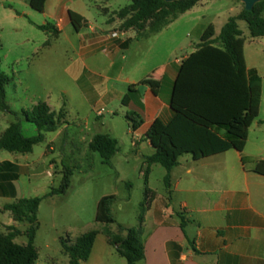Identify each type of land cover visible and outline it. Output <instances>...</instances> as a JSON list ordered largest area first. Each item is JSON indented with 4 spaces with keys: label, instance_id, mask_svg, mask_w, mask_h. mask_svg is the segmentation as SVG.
I'll list each match as a JSON object with an SVG mask.
<instances>
[{
    "label": "rangeland",
    "instance_id": "374dc122",
    "mask_svg": "<svg viewBox=\"0 0 264 264\" xmlns=\"http://www.w3.org/2000/svg\"><path fill=\"white\" fill-rule=\"evenodd\" d=\"M131 5V0H0V62L2 70L12 79L6 87L8 111L0 107V138L12 124L20 121L26 137L37 136L38 129L23 116L24 112L47 103L52 111L61 114L62 126L56 133L46 134L45 142L37 145L31 154L18 155L0 150V161L10 160L25 165L30 172L22 179V196L44 198L59 189L65 167L71 168V188L67 197L56 195L44 199L38 212L39 230L36 264H68L69 256L64 243L97 229V208L105 197H116L112 215L119 227L140 228L146 214L147 190L162 193L166 169L149 167L141 154L148 155L151 148L139 142L131 131L126 118L124 97L129 94L125 81L135 76V68H152L172 59H181L193 46L201 43L205 31L214 26L221 32L230 18L240 15L245 5L240 0H205L203 5L183 17L176 26L162 34L150 36L136 32L130 52L123 51L116 57V66L110 68L106 55L98 54V63L83 60L77 27L86 23L112 28L110 34H122L123 21L120 11ZM68 11L73 21L59 34L57 15L61 8ZM264 16V15H263ZM244 32V53L247 65L257 68L262 78L260 126L251 131L245 154L250 163L264 158V39H253L246 22H239ZM50 26L44 31L41 27ZM134 33V32H133ZM150 36V37H148ZM131 59L133 64L131 65ZM95 73L99 97L105 99L93 107L83 92L90 85L84 79L85 67ZM88 76V75H85ZM86 78V77H85ZM95 92V93H96ZM97 98V99H98ZM96 101V100H95ZM49 106V107H50ZM104 114L99 116V111ZM97 135H110L119 141V152L112 164L106 165L99 153L89 146ZM21 200L0 198V210ZM0 211V233H6L10 223ZM28 222L20 226L26 232ZM64 242V243H63ZM19 245L28 243L26 236L16 240ZM97 254L100 256L101 245ZM124 261V260H123ZM125 263V262H123Z\"/></svg>",
    "mask_w": 264,
    "mask_h": 264
},
{
    "label": "trees",
    "instance_id": "16d2710c",
    "mask_svg": "<svg viewBox=\"0 0 264 264\" xmlns=\"http://www.w3.org/2000/svg\"><path fill=\"white\" fill-rule=\"evenodd\" d=\"M202 0H131V5L119 13L123 21L122 32L135 31L140 36L148 31L150 36L161 33L186 14ZM264 1L249 12L245 8L237 17L230 18L221 34L216 38L214 26L204 33L196 51L183 60L174 85L171 109L172 120L165 124L157 120L151 127L147 140L155 154L147 157V166L159 165L167 171L165 183L169 186L172 171L179 166L180 158L190 155L195 161L210 158L232 150L242 153L246 147L249 130L260 113L262 99V78L256 69L247 66L244 47L245 38L239 22H246L253 39H264ZM44 31L50 26L41 27ZM56 30V29H55ZM148 36V37H150ZM12 79L2 70L0 62V107L8 111L6 87ZM133 87H130V92ZM130 95L123 99L126 107ZM26 120L35 125L38 135L26 137L20 121L12 124L0 138V150L13 154H31L34 148L45 142L46 134L56 133L62 126L61 114L52 111L47 103H39L32 110L24 112ZM126 118L132 131H137L143 121L135 112ZM99 153L104 164L111 165L119 152V141L110 135H97L89 146ZM149 167V168H150ZM254 173L264 176V161L257 164ZM71 168L65 167L59 189L52 190L44 198L22 199L5 207L16 223L28 222L30 228L22 232L16 226L7 227L0 233V264H36L39 253L35 243L39 230L38 212L44 199L56 195L67 197L71 188ZM153 192L147 190L146 209L150 208ZM116 197L103 198L97 208L96 223L104 225L103 234L117 254L128 264L145 261V248L141 228L119 227L113 233L110 226L116 224L112 206ZM127 232V237L121 236ZM100 232L89 231L78 237L74 243H64L69 264H85L90 259ZM28 238L26 245L16 240Z\"/></svg>",
    "mask_w": 264,
    "mask_h": 264
},
{
    "label": "crops",
    "instance_id": "0c3cea01",
    "mask_svg": "<svg viewBox=\"0 0 264 264\" xmlns=\"http://www.w3.org/2000/svg\"><path fill=\"white\" fill-rule=\"evenodd\" d=\"M204 2L202 0L198 6ZM195 8L181 15L159 34L176 26ZM69 26H73V21L62 7L57 15L55 29L60 34ZM77 28L81 46L79 55L83 60H89L91 66L92 63L100 62L96 56L103 54L108 57L110 68H114L117 55L123 51L130 52L133 43L139 40L135 31L122 32L118 38L112 39V28L107 23L102 26L84 23ZM215 32L218 38L221 32ZM199 44L194 45L181 59L170 57L150 71L137 67L135 76L125 81L129 86L127 95L131 97L126 106L127 113L135 112L143 121L135 132L130 124L129 127L139 142L145 141L151 148L148 155L140 153L144 160L155 154L147 140L153 124L158 119L167 124L173 118L170 103L180 66L183 60L196 51ZM130 62L132 65L133 60ZM248 68L256 69L259 73L257 68ZM88 69L87 64L85 72L89 74L85 73L83 77L86 85L90 86H84L86 90L83 94L95 108L105 96L98 98L99 93L95 90L98 80L95 73ZM130 87H133L131 92ZM97 115L99 118V113ZM261 123L256 120L251 126L246 147L251 131ZM245 149L242 153L232 150L199 161L190 155L184 156L180 158L179 166L172 171L169 186L164 183L162 193L151 190L152 203L140 227L145 248V261L141 264H264V176L254 173L257 164L264 161V158H256L247 163L250 157L245 154ZM31 165H23L20 160L0 161V198L30 199L21 195V183L24 173L30 172ZM0 211L5 212V216L9 213L10 223L5 225L6 229L10 226L20 229L22 223H16L12 214L5 211V207ZM104 228V225H100L95 229L100 234L85 264H128L117 254L116 248L109 244L103 234ZM121 236L126 238L127 232ZM76 239L70 240L71 243ZM99 245L102 246L100 256L97 254Z\"/></svg>",
    "mask_w": 264,
    "mask_h": 264
},
{
    "label": "water",
    "instance_id": "95a60500",
    "mask_svg": "<svg viewBox=\"0 0 264 264\" xmlns=\"http://www.w3.org/2000/svg\"><path fill=\"white\" fill-rule=\"evenodd\" d=\"M167 3H172L176 0H163ZM244 5H245V9L249 12H251L255 6L261 2H263L264 0H240Z\"/></svg>",
    "mask_w": 264,
    "mask_h": 264
},
{
    "label": "built area",
    "instance_id": "2783aa9c",
    "mask_svg": "<svg viewBox=\"0 0 264 264\" xmlns=\"http://www.w3.org/2000/svg\"><path fill=\"white\" fill-rule=\"evenodd\" d=\"M120 35L117 34V33H114V34H111V38L112 39H115V38H118ZM104 114V110L100 111L99 112V115L102 116Z\"/></svg>",
    "mask_w": 264,
    "mask_h": 264
}]
</instances>
